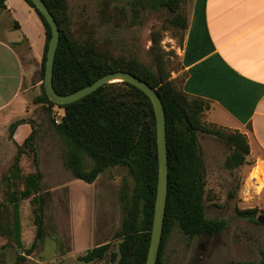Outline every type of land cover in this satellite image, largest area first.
<instances>
[{"label": "trees", "instance_id": "trees-1", "mask_svg": "<svg viewBox=\"0 0 264 264\" xmlns=\"http://www.w3.org/2000/svg\"><path fill=\"white\" fill-rule=\"evenodd\" d=\"M5 1L0 0V10H5ZM34 9L45 29V44L39 74L44 77V63L51 37L50 27L30 0H24ZM53 15L59 28V41L53 61V88L59 95L74 93L90 85L101 76L123 71L134 75L156 90L163 105L166 121V148L168 165L167 200L156 264H161L162 249L173 227L189 239L203 234L210 236L222 232L227 223L221 219H206L204 216V163L200 154L198 136L200 133L216 136L224 141L228 154L223 168L232 171L247 164L249 146L243 134H229L208 129L201 123V115L209 103L203 99L186 95L169 80L164 61L159 53H154L155 70L142 65L132 55H110L96 51L92 46L78 42L69 29L70 20L65 0H43ZM135 5L144 9H167L171 15L170 23L187 29V21L178 13L179 0H135ZM14 28L18 24L13 22ZM156 44V41H153ZM41 94L34 99L35 104H43L49 110L55 106L63 111L54 131L60 135L64 145V165L75 179L93 182L108 169L123 167L132 179V186L123 183L118 189L117 202L121 223L111 241L88 250L77 260L90 263L102 260L111 248V242H118L117 251L111 252L110 261L115 264H145L150 243L151 228L157 186L158 160L156 146L155 116L147 96L127 83H109L98 88L84 98L68 104L55 105L47 98L41 83ZM29 123L31 133L17 146L13 165L6 178L30 185V191H14L9 201L12 205V230L20 234V210L18 202L32 194L36 231L32 244L23 249L19 260H23L45 239L44 209L48 197L47 189H42V175L38 169L37 153L33 145L35 130L31 123L21 119L8 127L12 139L16 128ZM24 153L31 154L34 172L21 177L20 160ZM85 158L91 165L87 168ZM34 190V192H33ZM33 192V193H32ZM0 203V219H3ZM264 211L257 208L238 210L237 216L257 224L258 214ZM27 215V214H26ZM10 233V231H9ZM18 244L19 242L16 241ZM14 246L6 243L0 236V252ZM18 254V253H17ZM258 262L238 264H264V246L259 251Z\"/></svg>", "mask_w": 264, "mask_h": 264}, {"label": "rangeland", "instance_id": "rangeland-1", "mask_svg": "<svg viewBox=\"0 0 264 264\" xmlns=\"http://www.w3.org/2000/svg\"><path fill=\"white\" fill-rule=\"evenodd\" d=\"M65 1L70 20L69 29L74 39L92 46L101 53L113 56L132 55L153 71L154 53L157 52L162 56L169 80L180 88L183 79L180 50L185 31L170 23L172 14L167 9H144L135 5V0ZM192 4L193 0H179L178 13L186 21ZM10 26V16L6 11L0 10V35L10 37V34H4ZM27 74L23 92L18 100L9 110L0 114V172L6 169L15 153V145L10 141L8 127L18 119H25L35 130L33 145L37 153L38 169L42 175L40 186L52 191V200L45 212V222L48 227H60V218L66 215L61 186L73 178L64 165L65 145L53 129V110H49L47 104L41 106L34 103V99L41 94L40 74L37 71ZM209 109L207 104L201 115L203 126L229 134L236 132L208 123L205 113ZM198 143L205 174L204 216L206 219L225 220L227 226L216 235L203 234L193 239L187 238L177 227H173L162 249L161 264L258 262L259 251L264 246V224H255L240 218L237 211L251 208L264 211V208L257 207L254 202V197L260 190L252 187L254 178L261 182L259 173L254 172L248 177L249 163L226 171L223 163L228 148L224 141L216 136L200 133ZM84 162L87 168L91 165L88 158H85ZM211 171H214L212 176L209 175ZM107 182L114 183L118 189L123 183L128 184L129 188L132 186V179L123 167L108 169L93 184L77 181V186L82 187L85 190L84 195L88 197L77 208L76 226L70 220L69 234L63 237L60 235L58 238L45 232V239L38 242L33 251L21 261L15 249L6 248L0 252V264H93L79 262L77 258L75 260L74 252L68 254L63 250H74L84 245L86 252L94 248L100 239H106L107 229H103L111 221L115 203L112 185ZM120 223L121 217L118 214L115 223L117 229ZM96 229H99L98 234ZM117 244L118 242H111L106 257L97 264H115L111 263L110 255L111 252L117 251Z\"/></svg>", "mask_w": 264, "mask_h": 264}, {"label": "crops", "instance_id": "crops-1", "mask_svg": "<svg viewBox=\"0 0 264 264\" xmlns=\"http://www.w3.org/2000/svg\"><path fill=\"white\" fill-rule=\"evenodd\" d=\"M5 7L12 26L4 31L10 37L0 35V114L9 110L22 94L27 73L39 72L45 44V29L33 8L24 0H6ZM13 22L18 24V29L14 28ZM180 64L183 72L180 89L190 97L209 103L206 121L245 136L249 146L246 157L249 163L248 177L258 172L261 179V182L255 178L252 181L253 189L260 190L254 202L257 207L264 208V0H193L180 50ZM30 133L29 123L16 128L10 139L15 145V153L6 169L0 172V203L3 206L0 236L6 243L21 250L30 247L36 231L32 204L34 190L32 196L18 202L20 234L12 230V205L9 201L11 193L25 188L30 191L34 188V182L30 180V185L26 187L25 182L6 177L11 171L17 146ZM19 167L21 177L34 172L31 154L21 155ZM213 174L214 171L209 173L211 176ZM77 181L93 184L96 180L88 183L73 178L62 184L66 215L60 218V227H48L45 222V212L52 200V191L47 188L44 209L46 234L58 238L60 235L66 236L70 231V220L75 226L78 223L77 208L88 196L84 195L82 187L77 186ZM108 184L112 185L114 192V212L103 229H107L106 239H100L95 247L110 241L117 230L115 223L118 214L120 216L118 187L114 183ZM96 233H99V229H96ZM63 251L68 254L74 252L75 260L87 252L84 245Z\"/></svg>", "mask_w": 264, "mask_h": 264}, {"label": "water", "instance_id": "water-1", "mask_svg": "<svg viewBox=\"0 0 264 264\" xmlns=\"http://www.w3.org/2000/svg\"><path fill=\"white\" fill-rule=\"evenodd\" d=\"M35 8L45 19L46 23L50 27L51 37L48 43L46 59L44 63V77L42 81L44 92L52 103L55 105H68L74 103L85 96L96 91L98 88L105 84L123 82L134 86L142 93H144L149 99L155 116V130H156V146H157V160H158V174H157V186L156 196L154 204V214L151 228L150 243L147 251V257L145 264H156L159 247L162 239L165 206L167 200V183H168V165H167V148H166V121L163 105L156 92L146 82L131 75L130 73L123 71H116L105 74L95 80L90 85L83 87L82 89L68 94L59 95L53 88V61L56 52V48L59 41V28L58 25L48 10L43 0H30ZM257 223L264 224V215H259L256 219ZM16 252L19 255L23 254V251L16 248Z\"/></svg>", "mask_w": 264, "mask_h": 264}, {"label": "built area", "instance_id": "built-area-1", "mask_svg": "<svg viewBox=\"0 0 264 264\" xmlns=\"http://www.w3.org/2000/svg\"><path fill=\"white\" fill-rule=\"evenodd\" d=\"M52 110H53V113H52L53 122L55 124H58L61 121L64 113H63L62 109H60L57 106L52 108Z\"/></svg>", "mask_w": 264, "mask_h": 264}]
</instances>
